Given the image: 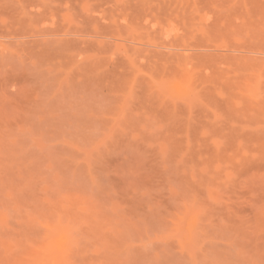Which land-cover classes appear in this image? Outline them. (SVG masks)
Returning <instances> with one entry per match:
<instances>
[{
    "label": "rangeland",
    "instance_id": "374dc122",
    "mask_svg": "<svg viewBox=\"0 0 264 264\" xmlns=\"http://www.w3.org/2000/svg\"><path fill=\"white\" fill-rule=\"evenodd\" d=\"M0 264H264V0H0Z\"/></svg>",
    "mask_w": 264,
    "mask_h": 264
}]
</instances>
